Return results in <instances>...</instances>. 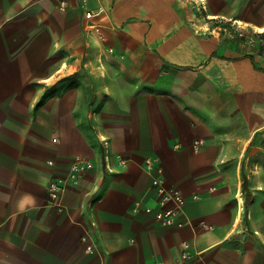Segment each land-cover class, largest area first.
Segmentation results:
<instances>
[{"label":"crops","instance_id":"1","mask_svg":"<svg viewBox=\"0 0 264 264\" xmlns=\"http://www.w3.org/2000/svg\"><path fill=\"white\" fill-rule=\"evenodd\" d=\"M184 254L264 264V0H0V264Z\"/></svg>","mask_w":264,"mask_h":264},{"label":"built area","instance_id":"2","mask_svg":"<svg viewBox=\"0 0 264 264\" xmlns=\"http://www.w3.org/2000/svg\"><path fill=\"white\" fill-rule=\"evenodd\" d=\"M88 18L92 17V14L89 13L87 15ZM201 145V142L196 141L194 144V148L195 149H199ZM153 161L148 160V165L152 166L153 165ZM156 170L158 172V174H160L162 176L163 173V168L161 167V164L157 165ZM161 184V178H155L153 180V186L155 187H160ZM161 193H163V198L161 200V204H162V208H154L151 206H146L142 209H144V211L149 214V215H153L154 218L162 225L165 227H169V226H173L175 224H177V220H176V211L174 208H172L173 204H178L179 203L182 204V200H178L177 201V197L176 195H173L171 193H168L164 190V188H160ZM63 193V188L57 183V182H52L50 187H49V200L55 204L58 200V198L62 195ZM140 205V204H139ZM192 258V256L190 254H184L183 256V261L180 264H187L190 259Z\"/></svg>","mask_w":264,"mask_h":264}]
</instances>
